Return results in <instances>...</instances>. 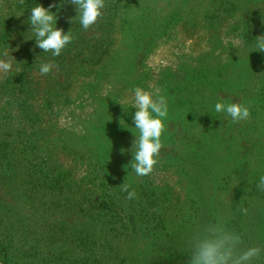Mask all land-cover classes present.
I'll return each mask as SVG.
<instances>
[{
	"label": "rangeland",
	"instance_id": "1",
	"mask_svg": "<svg viewBox=\"0 0 264 264\" xmlns=\"http://www.w3.org/2000/svg\"><path fill=\"white\" fill-rule=\"evenodd\" d=\"M157 1L105 0L87 30L65 4L57 26L73 40L54 58L26 39L25 23L35 2L52 0H0V38L14 45L0 47V61L12 62L0 68V146L11 161L0 164V264H187L191 242L216 218L242 246H264V0ZM42 55L56 65L47 75L36 68ZM18 72L31 87L24 96L7 83ZM136 87L169 105L159 164L143 177L131 167ZM217 102L245 103L251 117L233 122ZM76 131L92 141H75ZM59 172L68 187L41 185ZM105 205L115 212L109 228Z\"/></svg>",
	"mask_w": 264,
	"mask_h": 264
},
{
	"label": "clouds",
	"instance_id": "2",
	"mask_svg": "<svg viewBox=\"0 0 264 264\" xmlns=\"http://www.w3.org/2000/svg\"><path fill=\"white\" fill-rule=\"evenodd\" d=\"M68 3L76 8L77 15L72 18L73 22L78 21L85 30L98 23L106 7L105 0H59V6L58 0H52L48 7L35 2L25 22L30 26L28 33H33V36L30 39L25 38L35 40L34 48L43 50V53H50L54 58L60 57L73 40L71 31L65 32L57 26L59 10ZM54 8L57 11H52ZM257 47L260 51H264V38L258 41ZM54 66H56L54 61L43 62L39 65V72L41 75H47ZM0 68L11 70L12 62L0 61ZM132 91L134 93L132 105L134 127L131 126V128L138 130V134L132 131L134 140L131 147L133 155L131 167L137 176L143 177L150 175L159 164V156L164 147L163 138L169 105L165 95L154 97L152 93L141 87H136ZM214 109L217 113L226 114L233 122L245 121L251 117L250 108L241 102H217ZM127 151L128 149H122V152ZM122 186L129 200L137 198L138 194L135 189H132L126 182ZM257 189L264 192V176L260 177ZM241 211L246 212L247 210L241 209ZM242 243L243 236L240 232L229 227L226 220L216 218L206 224L191 242L187 264H258L259 260L264 257V246L244 247Z\"/></svg>",
	"mask_w": 264,
	"mask_h": 264
},
{
	"label": "trees",
	"instance_id": "3",
	"mask_svg": "<svg viewBox=\"0 0 264 264\" xmlns=\"http://www.w3.org/2000/svg\"><path fill=\"white\" fill-rule=\"evenodd\" d=\"M132 1V5H134L135 1L136 0H131ZM186 1V0H184ZM145 4L143 6H145V9H149V8H155L157 6V0H144ZM138 3H141V0H138ZM58 5H59V0H58ZM141 5V4H140ZM248 29V31H250L252 33V25L248 24V27H246ZM245 36L247 37V33L245 34ZM250 41L249 42H252L253 38L252 37H247ZM248 42V43H249ZM0 47L1 48H8V47H14L13 44H10V42L6 39L5 36H2L0 38ZM63 54V53H62ZM64 56V54L62 55ZM137 57V56H136ZM43 58L42 62L44 61H51V59H48L46 58V56L42 55ZM62 59H65V57H62ZM138 61H139V58L138 59H134V61H132V71H130V75H133L134 73H137L138 72ZM31 61L30 60H25L23 61V65H21V67L25 70H33V68L35 67L34 65H31V64H28L30 63ZM39 62V61H38ZM134 62V63H133ZM40 63V62H39ZM41 64V63H40ZM55 64V62H54ZM36 68H39L36 67ZM35 69V68H34ZM24 73L22 72H18V73H11L9 75V78L7 80V83L9 85V89L12 91L10 92V94L14 95L15 93H17V91L20 92V96L23 94H27V87H29L31 89V87L29 86L28 84V81L27 79L24 80ZM16 95V94H15ZM21 97H19L20 99ZM31 104H27V101H22V103L20 104V107H21V110L23 111V114L24 116L26 115L28 118L29 115L32 116L33 112L31 111ZM34 116H37V115H34ZM103 116V115H102ZM99 119H102L101 117ZM100 124L101 126H104L106 127V123H98ZM95 125V123H94ZM108 130V127H106V130L104 132H106ZM79 131H76V133H74L72 135V138L76 141V140H83V141H92L91 139V136H81L78 134ZM109 137V136H108ZM78 142V141H77ZM10 152L8 150V145L5 144L4 146H0V164L3 162V161H8L9 165L11 163L10 161ZM7 163V165H8ZM67 174L66 172H59L57 173V175H55L50 181H46V180H43V182L41 183V185H43L44 187H48V188H56L58 189L57 191H60L63 187H68V184H67V180L64 178V175ZM35 185H38L36 183V180H35ZM92 208L94 209V212H95V209H96V205L93 204ZM88 210H89V207H88ZM114 210L113 208L110 207V205H105L103 206V218H101V222L103 224V226H105L106 228H109V226L111 224H114ZM105 216V218H104ZM99 217V216H98ZM99 219V218H97ZM157 225H162V223L158 224ZM3 252H5L4 256H3ZM0 255L3 256V257H6L8 256V248L6 245L2 244V241H1V234H0Z\"/></svg>",
	"mask_w": 264,
	"mask_h": 264
}]
</instances>
